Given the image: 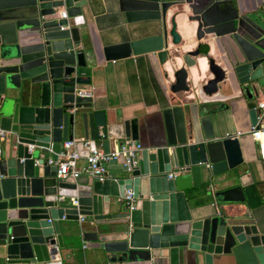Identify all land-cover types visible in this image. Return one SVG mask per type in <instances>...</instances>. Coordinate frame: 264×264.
Instances as JSON below:
<instances>
[{"label":"water","instance_id":"obj_1","mask_svg":"<svg viewBox=\"0 0 264 264\" xmlns=\"http://www.w3.org/2000/svg\"><path fill=\"white\" fill-rule=\"evenodd\" d=\"M98 1L117 22L107 38L126 33L124 24L141 23L145 30L146 22H159L155 34L102 46L110 62L153 55L164 64L168 39L180 43L173 20L166 29V11L186 9L197 44L183 62L194 73L174 72L169 95L157 102L163 131L147 135L148 145L129 167L120 154L102 165V181L86 167L57 178L47 162H55L64 142L73 141L79 159L95 148L108 153L139 141V121L108 119L91 97L75 96L90 84L98 58L92 45L84 51L79 36L85 0H0V130L7 135L0 149V264H62L61 221L70 223L64 228L69 239L93 251L96 264H213L221 258L264 264V204L252 197L253 188L212 194L205 188L230 180L228 172L241 163L237 139L221 132L225 103L264 94V0ZM202 73L210 78L193 84ZM258 113L248 110L251 127ZM125 191L131 192L126 203ZM185 192L212 198L211 212L200 215L208 205L190 210ZM230 204L262 216L228 211Z\"/></svg>","mask_w":264,"mask_h":264},{"label":"crops","instance_id":"obj_2","mask_svg":"<svg viewBox=\"0 0 264 264\" xmlns=\"http://www.w3.org/2000/svg\"><path fill=\"white\" fill-rule=\"evenodd\" d=\"M91 2V3H90ZM93 6V9H91ZM179 6L167 9L165 15L166 29L169 30V22L173 20L176 25V32L180 37V43L176 46L167 42V60L164 64L159 65L153 55H140L137 57H128L123 60L114 62L105 61L101 54V47L109 43H119L122 41L137 40L139 38L155 34L159 28V22L150 21L145 23V30L141 31V23L124 24L126 33L117 32L111 38L105 37L108 29H114L116 21L108 14L106 4H100V1L92 2L85 0V4L80 7L81 14L84 19V26L79 28V36L84 51L89 52L91 45L95 49L98 58L95 70L90 74V84L81 86L90 93L91 99L95 102L98 110L104 111L106 117L110 119L114 115H119L123 119H138L140 126V139L137 142L141 148L149 143L148 134L162 133V127L158 116L157 102L162 99L163 95H169V88L174 83L173 74L178 69H185L194 73L193 69L187 68L183 62V56L191 53L195 46L193 29L195 24L190 27L187 22L188 12L185 9L180 10ZM58 12H63L62 8ZM68 27H73L72 20L68 19ZM86 28H89L87 32ZM200 57V67L202 70L206 68V61L203 55ZM192 60V57H189ZM94 66V65H93ZM203 72V71H202ZM210 78L209 75L202 73L201 76L195 77L193 84L204 83ZM190 84V76L187 75L185 80ZM261 94L257 98L251 100L243 97L231 100L225 105L227 108L221 111L222 120L221 132L232 138H236L238 142L241 163L231 170L232 178L219 185L208 184L210 194L227 190L236 186L242 189L253 188L252 197L258 199L259 204H264V161L258 158L256 143L251 139L249 130L251 128L247 112L255 107L257 101L262 97ZM143 128V129H142ZM235 135H237L235 137ZM81 137L74 135L73 140H80ZM7 135L4 133L1 138V148L6 146ZM86 148L83 147V150ZM76 169L81 170L85 166L84 159H78L75 163ZM207 190V189H206ZM186 193V202L190 210L201 205H208L207 209L200 210V215H206L211 212V204H214L212 198L207 200L200 199L199 196H189ZM211 197V196H210ZM222 207L217 205L216 208ZM228 211L252 213L262 216L261 211L257 209H249L246 205L230 204ZM80 218V217H79ZM70 223L61 221V237L63 248L57 250V256L62 260V264H96L91 255L92 250L82 247L79 239L74 237L69 239L64 228ZM85 225V224H84ZM113 228V226H109ZM179 264H194L193 262ZM196 264H203L199 261ZM213 264H232L231 261L215 260Z\"/></svg>","mask_w":264,"mask_h":264},{"label":"built area","instance_id":"obj_3","mask_svg":"<svg viewBox=\"0 0 264 264\" xmlns=\"http://www.w3.org/2000/svg\"><path fill=\"white\" fill-rule=\"evenodd\" d=\"M61 18H66L64 12H60ZM75 96L79 98H90V93L84 89L75 90ZM259 111L256 117V124L251 127L249 134L251 139L256 143L257 154L260 160L264 161V121H261V113L264 111V95L256 102L255 107ZM3 131L0 130V149L1 138L3 137ZM237 135H235L236 137ZM231 137V136H229ZM232 138V137H231ZM63 151L57 156L55 162L48 160V164L56 167V177L63 178L66 175L74 176L80 170L76 169L75 163L79 159L78 154L73 151V141H66L62 145ZM140 151L138 143L133 141H124L121 145L114 147L108 153H103L100 148H95L88 151V155L84 158L86 170L92 174L98 175V180L102 181L101 174L104 173L102 165L108 163L110 160L116 159L120 154L124 157V165L129 167L134 159L135 155ZM122 202L131 201V192L125 191Z\"/></svg>","mask_w":264,"mask_h":264},{"label":"flooded vegetation","instance_id":"obj_4","mask_svg":"<svg viewBox=\"0 0 264 264\" xmlns=\"http://www.w3.org/2000/svg\"><path fill=\"white\" fill-rule=\"evenodd\" d=\"M179 7H180V6H179ZM179 9H180V8H179ZM141 31H144V30H141ZM157 32H158V30H157ZM157 32H156V33H157Z\"/></svg>","mask_w":264,"mask_h":264}]
</instances>
